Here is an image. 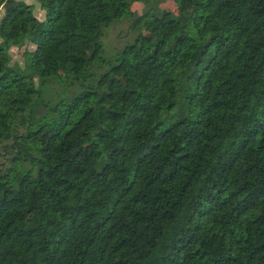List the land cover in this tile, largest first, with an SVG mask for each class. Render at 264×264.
<instances>
[{"label": "trees", "instance_id": "1", "mask_svg": "<svg viewBox=\"0 0 264 264\" xmlns=\"http://www.w3.org/2000/svg\"><path fill=\"white\" fill-rule=\"evenodd\" d=\"M0 0V264H264V0H175L96 87L103 30L149 0Z\"/></svg>", "mask_w": 264, "mask_h": 264}, {"label": "rangeland", "instance_id": "2", "mask_svg": "<svg viewBox=\"0 0 264 264\" xmlns=\"http://www.w3.org/2000/svg\"><path fill=\"white\" fill-rule=\"evenodd\" d=\"M31 7L32 14L43 21L46 12L41 7L38 0H16ZM133 10L139 15L123 17L116 20L110 27L103 30L102 44L104 52L93 60L88 69L80 76H60L58 75L50 84H44L38 76H33L30 70L29 55L25 54L26 48L34 47L28 41H24L19 47H11L9 53L12 56L11 69L29 78L33 77V82L38 91V102H57L70 97L74 93L87 91L88 86L96 87L101 76L108 71L114 63L115 57L128 45L135 43L138 36L143 32L142 22L139 17H144L148 10H161L163 12H173L178 14L175 0H149L147 4L136 3ZM4 10L0 12V21ZM2 40L0 38V44Z\"/></svg>", "mask_w": 264, "mask_h": 264}]
</instances>
